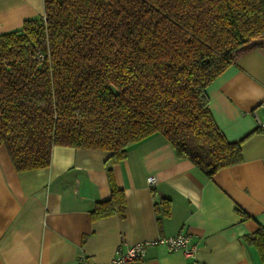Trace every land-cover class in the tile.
I'll list each match as a JSON object with an SVG mask.
<instances>
[{
	"label": "trees",
	"instance_id": "obj_1",
	"mask_svg": "<svg viewBox=\"0 0 264 264\" xmlns=\"http://www.w3.org/2000/svg\"><path fill=\"white\" fill-rule=\"evenodd\" d=\"M255 48L264 0H43V17L0 35V145L17 172L48 167L54 146L109 153L91 218H123L111 166L151 135L209 178L242 160L205 88ZM243 240L264 264V227Z\"/></svg>",
	"mask_w": 264,
	"mask_h": 264
},
{
	"label": "crops",
	"instance_id": "obj_2",
	"mask_svg": "<svg viewBox=\"0 0 264 264\" xmlns=\"http://www.w3.org/2000/svg\"><path fill=\"white\" fill-rule=\"evenodd\" d=\"M38 17L43 0H0V35ZM205 94L216 129L240 142L242 160L209 178L178 158L162 135H151L111 166L124 195L123 218H91L95 204L110 197L109 153L54 146L48 167L17 172L0 145V264H109L120 243L181 232L197 244L200 264H262L243 236L264 227V130L257 124L264 123V48L241 55ZM141 263L187 259L153 245Z\"/></svg>",
	"mask_w": 264,
	"mask_h": 264
},
{
	"label": "built area",
	"instance_id": "obj_3",
	"mask_svg": "<svg viewBox=\"0 0 264 264\" xmlns=\"http://www.w3.org/2000/svg\"><path fill=\"white\" fill-rule=\"evenodd\" d=\"M42 55L37 56V60H42ZM264 110V102L260 105ZM251 115L256 117L255 112ZM257 124L261 130H264V123L257 119ZM155 181L154 177H148L147 182L152 184ZM161 245L164 246L169 252L181 251L187 259V264H200L197 259L198 248L197 244L192 242V236L189 233L181 232L169 237H158L152 240L138 242L132 245L120 243L113 254L109 264H142V260L146 255V249L149 246ZM82 263L85 262L81 259Z\"/></svg>",
	"mask_w": 264,
	"mask_h": 264
}]
</instances>
